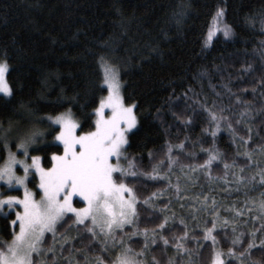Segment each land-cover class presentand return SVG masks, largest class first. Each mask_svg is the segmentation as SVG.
Returning <instances> with one entry per match:
<instances>
[{
  "label": "trees",
  "instance_id": "16d2710c",
  "mask_svg": "<svg viewBox=\"0 0 264 264\" xmlns=\"http://www.w3.org/2000/svg\"><path fill=\"white\" fill-rule=\"evenodd\" d=\"M181 8L183 15L178 17ZM219 8L224 9L222 20L231 26L232 35L224 37L216 33L209 39L213 17ZM261 41H264V0H0V59L8 60V79L15 87L12 97L0 94V125L8 128L11 124L21 130L33 126L46 133L53 132L47 116L63 111L70 104L76 118L84 125L83 130H91L90 114L96 107L93 98L106 95L101 92L103 73L98 62L103 55L120 71L125 102L136 105L138 125L129 135L125 149L128 158L144 171L150 170V161L155 163L164 158L166 142L184 141L187 152H196V156L191 157L173 149V155L183 164L203 163L207 158L201 145L205 149L211 147V126L207 114L202 109L193 113L194 101L184 99L183 92H188L189 97L193 95L188 90L189 85L199 94L196 100L203 102L207 97L209 106L213 100L217 101V106H225L222 115L228 117L241 136L248 135L244 123H236L244 105L236 102L235 96L228 94L222 84L227 83L232 93L251 102L249 106L253 111L247 123L253 132L248 148L264 145V110L257 111L264 109V96L257 84L264 79V62L253 51ZM248 64L252 65V70L245 72ZM203 69H207L208 74L194 78ZM209 79L216 85L215 91L209 87ZM216 92L222 95L217 96ZM172 112L181 118L191 116V125L185 128L180 120L174 119ZM204 127L210 129L209 133H202ZM53 135L38 139L33 148L36 150L32 149L42 155L46 167H50L51 152L58 150L51 146L58 144L53 141ZM185 135L190 140H185ZM192 141H197L195 147ZM215 144L223 153V160L231 163L235 157L239 164L247 163L245 157L235 156L238 145L225 130L224 121H221ZM253 160L264 167V155L259 149L253 153ZM173 171L180 175L178 168L174 167ZM255 171L253 165L242 174L247 176ZM212 174H224L220 161L213 162ZM193 175L199 179L190 194L198 191L199 185H204L207 191L205 176L199 172ZM228 179L231 180V175ZM134 187L143 197L163 184L144 177ZM212 187L213 194L224 205L235 202L236 207H240L247 199L248 207L258 214L252 200L264 198L261 196L264 188L250 185L246 194L241 190L229 195L223 191L225 185L221 181L213 183ZM173 207L178 214L184 211L175 203ZM138 210L141 227H151L152 222L145 220L148 215L145 208L138 206ZM221 212L230 214L223 208ZM14 218V213L7 218L0 215V239H11L10 221ZM240 220L249 221L240 225L246 234L253 227H260V222L253 224L249 215L241 216ZM65 227L70 229L71 235L76 234L77 226L72 225L71 220ZM88 240V235L84 234L83 243L78 239L76 247H87ZM221 244L228 247L223 240ZM134 247L139 245L134 244ZM154 252L158 258L163 256L159 249ZM210 252V249L199 250V255L192 257L194 264H208ZM89 253L96 254L91 248ZM64 255H68L67 251ZM48 256L51 258V253ZM251 256L264 264V251L254 249ZM77 259L82 260V256L77 254Z\"/></svg>",
  "mask_w": 264,
  "mask_h": 264
},
{
  "label": "snow or ice",
  "instance_id": "6c2138e0",
  "mask_svg": "<svg viewBox=\"0 0 264 264\" xmlns=\"http://www.w3.org/2000/svg\"><path fill=\"white\" fill-rule=\"evenodd\" d=\"M182 15L183 8L177 13L178 17ZM223 15L224 9L219 8L213 17L209 39L217 32L224 37L232 35L231 26L222 20ZM253 51L264 62V41ZM98 62L103 73L101 92H106V95L93 98L96 107L90 114L91 130H83L84 125L77 120L70 104L63 111L47 116L54 135L33 127L23 136L13 138L8 136V129L0 125V152H3L0 156L3 160L0 181L9 187L19 185L24 188L22 198L0 193V214H4L7 208L9 212L5 218L13 213L15 216L10 221L15 226L9 232L11 239H0V264H194L193 255L207 249L211 250L208 264H261V261L252 259L251 253L254 249L264 251V198L253 201L258 213L254 214L253 209L248 207L247 199L240 207H236L235 202L226 206L213 194L212 187L213 183L221 181L225 185L223 191L229 195L241 190L246 194L250 185L264 188V167L253 160L256 149L264 155V145L248 148L253 132L247 123L253 111L249 106L251 102L232 93L227 83L222 84L228 94L235 96L236 102L244 105L236 123L243 122L248 135L241 136L228 117L222 115L225 106H217L216 100L209 106L207 97L203 102L196 100L199 94L189 85L188 90L193 95L189 97L188 92H183L184 99H192L195 103L192 112L202 109L211 126V147L205 149L201 145V151L206 153L207 158L203 163L183 164L178 156L173 155V149L191 157H195L196 152H187L184 141L177 144L166 142L164 158L155 163L150 161V170L144 171L128 158L125 149L129 144V135L138 125L136 105L125 103L119 69L103 55ZM244 70H252V65L248 64ZM9 73L8 60L0 59V94L4 97L15 94V87L8 79ZM207 74L208 70L203 69L194 78ZM257 84L262 90L261 96H264V79ZM209 87L214 91L216 89L210 79ZM255 93L254 87L253 95ZM216 95L221 96L222 93L216 92ZM172 115L185 128L191 125V116L181 118L176 112ZM221 121H224L225 130L233 143L238 145L235 156L245 157L247 163L239 164L235 157L231 163L223 160V153L215 144ZM209 130L204 127L202 133L207 134ZM45 135H53V141L58 142L51 145L58 150L50 154V167L42 164L40 156L29 153V148L38 139L43 140ZM185 140L190 138L185 135ZM191 143L195 147L197 141ZM12 145L16 148L15 152ZM214 161L223 164L222 176H213ZM253 165L256 167L253 174H242ZM18 166L22 168V175L18 174ZM174 167L179 169L180 175L175 174ZM229 170L233 171L230 173ZM197 172L205 176L208 188L205 191L204 185H199V190L190 194V189L196 187L199 179L193 175ZM37 176L38 192H34L28 188V183L35 182ZM144 177L163 184V187L141 197L134 184ZM261 196L264 197V192ZM74 198H79L75 203L82 204L81 207L75 206ZM174 203L184 210L181 214L173 207ZM138 206L145 208L148 213L145 220L152 222L151 227H141ZM222 208L230 214H222ZM244 215H249L253 224L258 220L260 227H253L246 234L240 227L249 223L240 220ZM69 220L77 226L75 235H71L70 229L65 227ZM84 234L89 237L87 247H76L78 239L83 243ZM134 237L142 240H133ZM221 240L228 247L222 246ZM134 244L139 247H134ZM89 248L96 254L90 255ZM154 249H159L163 256L158 258ZM77 254L82 256V260L77 259Z\"/></svg>",
  "mask_w": 264,
  "mask_h": 264
},
{
  "label": "rangeland",
  "instance_id": "374dc122",
  "mask_svg": "<svg viewBox=\"0 0 264 264\" xmlns=\"http://www.w3.org/2000/svg\"><path fill=\"white\" fill-rule=\"evenodd\" d=\"M217 33H221V32H217ZM4 59V58H3ZM110 63V62H109ZM112 64V63H111ZM3 95V94H1ZM126 103V102H125ZM78 120V119H77ZM79 121V120H78ZM30 129L33 128L32 127H29ZM5 129H8V136L9 137H19V136H23L26 132H28L29 130H21L19 128H17L16 126L14 127H8V128H5ZM134 130V129H133ZM132 130V131H133ZM38 140H37V143L32 145L30 148H29V153L30 155H36V156H40L42 158V155L39 154V153H35L32 151V149L38 144ZM127 146V145H126ZM125 146V148H126ZM12 151H16V148L14 147V145H12ZM3 155V152H0V156ZM19 155V154H18ZM42 164L44 165L43 163V159L41 160ZM3 163V160L0 159V164ZM30 163V161H29ZM122 163H124V161H122ZM45 166V165H44ZM46 167V166H45ZM17 171H18V174L22 175L23 172H22V168H20L18 166L17 168ZM30 180H32V177L30 175L29 177ZM28 188L34 192H38V176L35 178V182H30L28 183ZM18 190L20 192H18ZM23 192H24V188L23 186H19V185H13L11 187L7 186L6 184H4V182L0 181V193H3V194H6V195H14V196H20L21 198L23 197ZM37 198H39V196H37ZM79 198H74V203L76 202V200H78ZM253 201H259L258 199H253ZM75 206L77 207H81L82 204H79V203H75ZM9 212V210L7 208L4 209V214H0L2 216H4L5 214H7ZM15 217V216H14ZM15 219V218H14ZM15 227V226H13ZM18 230V229H17Z\"/></svg>",
  "mask_w": 264,
  "mask_h": 264
}]
</instances>
